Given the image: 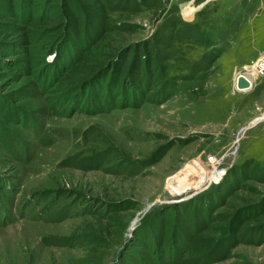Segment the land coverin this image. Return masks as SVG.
Returning <instances> with one entry per match:
<instances>
[{"label": "rangeland", "instance_id": "rangeland-1", "mask_svg": "<svg viewBox=\"0 0 264 264\" xmlns=\"http://www.w3.org/2000/svg\"><path fill=\"white\" fill-rule=\"evenodd\" d=\"M262 58L264 0H0V264H264Z\"/></svg>", "mask_w": 264, "mask_h": 264}, {"label": "built area", "instance_id": "built-area-1", "mask_svg": "<svg viewBox=\"0 0 264 264\" xmlns=\"http://www.w3.org/2000/svg\"><path fill=\"white\" fill-rule=\"evenodd\" d=\"M254 72H262L264 70V58L258 60L253 66H252ZM252 70V71H253ZM247 75V74H246ZM264 122V113L260 115L259 118H257L256 122ZM209 161H212V158L209 159ZM214 163V160H213Z\"/></svg>", "mask_w": 264, "mask_h": 264}, {"label": "bare ground", "instance_id": "bare-ground-1", "mask_svg": "<svg viewBox=\"0 0 264 264\" xmlns=\"http://www.w3.org/2000/svg\"><path fill=\"white\" fill-rule=\"evenodd\" d=\"M248 75V74H247ZM244 77H246V76H244ZM252 77V76H251ZM238 79H243L245 82H246V86L247 87H245V89L243 88V90L241 89V88H239L240 90H242V91H244V90H246L249 86H251V81L249 80V79H244L243 77H238L237 79H236V81H235V86H237V80Z\"/></svg>", "mask_w": 264, "mask_h": 264}, {"label": "water", "instance_id": "water-1", "mask_svg": "<svg viewBox=\"0 0 264 264\" xmlns=\"http://www.w3.org/2000/svg\"><path fill=\"white\" fill-rule=\"evenodd\" d=\"M246 85H247V84H246V82H245L243 79H238V81H237V86H238L239 88L247 87Z\"/></svg>", "mask_w": 264, "mask_h": 264}]
</instances>
